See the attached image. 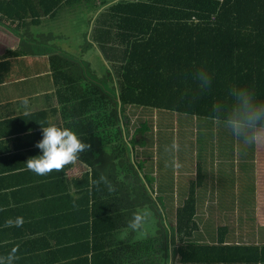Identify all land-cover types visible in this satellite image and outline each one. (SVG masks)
<instances>
[{
	"label": "trees",
	"instance_id": "obj_1",
	"mask_svg": "<svg viewBox=\"0 0 264 264\" xmlns=\"http://www.w3.org/2000/svg\"><path fill=\"white\" fill-rule=\"evenodd\" d=\"M79 4L97 11L86 48L96 46L107 61L101 80L82 75L95 83L84 86L83 97L89 104L96 102L101 113L94 119L103 127V135H79L90 143L79 159L92 171L74 179L77 196L66 190L56 201L64 203L62 208L34 226L37 230L17 238L3 236L0 253L18 248L15 264H158L159 236L148 241L151 259L142 252L146 243L129 245L118 239L133 213L149 206L158 211L161 204L156 195L161 189H155V179L144 173V163L136 156L137 136L149 135L150 123L146 126L140 118L133 125L128 110L156 111L171 120L195 118L209 123L211 131H226L212 105L227 98L230 86H249L264 99V0H0V25L20 36L28 24L41 25L64 6ZM59 52L45 53L56 71L88 66ZM201 67L213 77L206 90L193 78ZM81 81L77 77L74 84L82 90ZM170 137V146H165H173ZM216 141L217 146L227 145L225 135ZM229 141L228 146L247 144L237 138ZM176 213L179 233L196 226L194 188ZM33 238H45L50 250L33 248L37 254L32 260L20 247Z\"/></svg>",
	"mask_w": 264,
	"mask_h": 264
},
{
	"label": "crops",
	"instance_id": "obj_2",
	"mask_svg": "<svg viewBox=\"0 0 264 264\" xmlns=\"http://www.w3.org/2000/svg\"><path fill=\"white\" fill-rule=\"evenodd\" d=\"M61 11L60 16L66 7ZM33 26L21 29L19 36L0 25V231L7 233L0 239L37 230L34 226L62 208L64 203L56 201L66 190L77 196L74 179L92 171L89 163L79 157L45 175L29 170L27 160L41 154L36 144L42 139V126L55 124L71 128L78 135H103L102 123L94 119L101 113L97 112L96 102L89 104V99L83 97L84 86L95 83L90 84L83 76L101 80L106 69L101 76L91 75L89 63L75 58L88 66L56 71L50 55L45 54L49 48L39 46L40 35L33 32ZM86 46L85 51L97 50L107 67L100 50ZM77 77L82 79V90L74 84ZM25 97L27 106L22 103ZM128 116L133 125L140 118L150 123L149 135L137 136L136 156L144 163V173L155 179V189H161L156 195L162 206L158 211L150 206L141 209L153 211L157 219L153 230L140 228L137 236L130 227L123 229L119 242L146 243L142 252L146 256L149 253L147 259H151L153 248L150 251L148 241L159 236L158 264H264V139L254 146H217L209 140L216 141L218 135H225L226 141L235 137L227 131H211L209 123L195 118L197 130L180 135L175 124L165 126L172 120L156 111L130 108ZM174 118L178 125L190 127L191 119ZM170 135L172 147L165 146H170ZM196 140L197 146L193 144ZM85 143L90 146L87 140ZM191 188L195 189L196 226L179 233L176 211L187 201ZM25 224L29 226L18 229ZM28 243L20 247V252L32 260L37 254L33 248L38 252L50 250L45 238H33ZM128 264L134 262L129 260Z\"/></svg>",
	"mask_w": 264,
	"mask_h": 264
},
{
	"label": "clouds",
	"instance_id": "obj_3",
	"mask_svg": "<svg viewBox=\"0 0 264 264\" xmlns=\"http://www.w3.org/2000/svg\"><path fill=\"white\" fill-rule=\"evenodd\" d=\"M193 78L200 90L208 89L213 80L211 73L203 67L194 71ZM22 103L27 106L28 99L23 98ZM212 111L221 126L244 143L255 144L264 139V99L251 87L230 86L227 98L215 102ZM36 147L41 154L29 158L25 164L37 175H45L76 161L89 145L73 129L49 124L42 126V139ZM147 215L146 211L133 213L129 227L140 229ZM16 253L17 248L13 247L6 255H0V264H15L19 259Z\"/></svg>",
	"mask_w": 264,
	"mask_h": 264
},
{
	"label": "rangeland",
	"instance_id": "obj_4",
	"mask_svg": "<svg viewBox=\"0 0 264 264\" xmlns=\"http://www.w3.org/2000/svg\"><path fill=\"white\" fill-rule=\"evenodd\" d=\"M65 7L66 11L64 15L60 16L62 12L61 11L55 19H46L43 20L41 25L33 26V32L40 35V37H38L37 39V41H39V46L42 49L49 48L52 50H59L64 53H68L77 60H85L89 63V67L91 70L90 72H92L91 75H93V73L97 74L98 76H101L99 74L103 75V71L106 69V66L103 64L102 58L97 53V50L92 48V50L90 51H85V46L88 44L87 41L91 36L92 23L97 15L95 7L93 5L86 4H79L73 6L71 5ZM142 110L146 111L147 109ZM190 119L191 123L189 128L186 126V124L178 125V120L176 122L175 118L172 119V121L170 123H167L165 126L169 127L175 124L176 131L178 133L181 131L180 135L188 134L190 133V131L192 132L197 130V121L192 118ZM143 121L144 119L142 120V122ZM144 122L146 126L149 125L146 120ZM200 131L201 133L205 132L202 129H200ZM144 135H148V132ZM190 139L191 138L189 137V141ZM209 142L217 144V141H213L212 139H210ZM229 143L230 141L227 140V146L229 145ZM193 144L197 146L198 141L196 140ZM193 144L187 146H194ZM199 144L201 146L200 142ZM247 145L248 144H246V146ZM143 211H146L148 215L144 217L141 228H144V230L148 231L153 230V223L157 222V219L153 217V211H150L149 208H145ZM132 230L133 232L137 233V236L141 234L139 233L140 229Z\"/></svg>",
	"mask_w": 264,
	"mask_h": 264
}]
</instances>
